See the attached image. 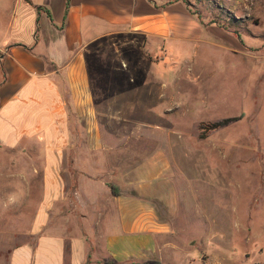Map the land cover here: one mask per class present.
Returning <instances> with one entry per match:
<instances>
[{"label":"crops","instance_id":"obj_1","mask_svg":"<svg viewBox=\"0 0 264 264\" xmlns=\"http://www.w3.org/2000/svg\"><path fill=\"white\" fill-rule=\"evenodd\" d=\"M187 1H10L0 28V145L41 156L42 194L35 242L14 248L8 264H163L164 252L176 248L163 242L171 235L167 219L178 212L172 165L160 148H134L131 131L102 130L90 67L95 83L106 75L110 82L129 77L133 69L122 54L100 49L137 34L149 50L205 43L256 58L257 80L264 82V0H211L216 13L243 14L240 30L233 22L202 21ZM110 62L121 69L104 66ZM117 70L127 72L118 78ZM60 204L80 206L58 213ZM70 217L83 222L75 224L80 236L57 234L55 220ZM84 226L100 235L98 244L88 242Z\"/></svg>","mask_w":264,"mask_h":264},{"label":"rangeland","instance_id":"obj_2","mask_svg":"<svg viewBox=\"0 0 264 264\" xmlns=\"http://www.w3.org/2000/svg\"><path fill=\"white\" fill-rule=\"evenodd\" d=\"M10 1L0 0L5 9L0 28ZM187 3L204 22H233L238 30L246 25L240 12H214L211 0ZM143 41L141 35H121L114 46L100 49L122 54L126 69H133L129 77L118 82L112 76L110 82L106 75L95 83L92 66L90 78L102 130L131 131L134 148H160L172 165L178 212L167 219L171 235L163 242L176 248L164 252L163 264L169 259L172 264H264V82L257 80L256 58L243 59L205 43L149 50ZM111 62L103 65L121 69ZM145 68H152L147 71L151 81ZM119 70L114 73L118 78L126 71ZM231 117L238 120L211 128ZM41 165L38 154L0 145V264H8L14 248L35 242ZM77 206L60 204L58 213H73ZM55 221L57 234L80 236L75 224L82 221ZM84 227L88 242L98 244L100 235Z\"/></svg>","mask_w":264,"mask_h":264},{"label":"trees","instance_id":"obj_3","mask_svg":"<svg viewBox=\"0 0 264 264\" xmlns=\"http://www.w3.org/2000/svg\"><path fill=\"white\" fill-rule=\"evenodd\" d=\"M237 120H238V118H236V117L218 120V121L211 124V128L224 127V126H227L228 124L233 123ZM111 191H112V194H114V195L117 194V191H115V189L113 187L111 188ZM142 264H161V262L156 261V260H148V261L143 262Z\"/></svg>","mask_w":264,"mask_h":264}]
</instances>
